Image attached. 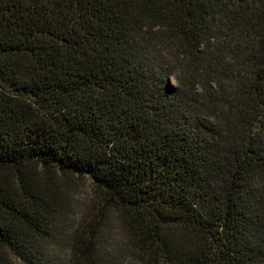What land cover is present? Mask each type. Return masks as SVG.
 Wrapping results in <instances>:
<instances>
[{
	"label": "trees",
	"instance_id": "1",
	"mask_svg": "<svg viewBox=\"0 0 264 264\" xmlns=\"http://www.w3.org/2000/svg\"><path fill=\"white\" fill-rule=\"evenodd\" d=\"M0 264H264V0H0Z\"/></svg>",
	"mask_w": 264,
	"mask_h": 264
},
{
	"label": "rangeland",
	"instance_id": "2",
	"mask_svg": "<svg viewBox=\"0 0 264 264\" xmlns=\"http://www.w3.org/2000/svg\"><path fill=\"white\" fill-rule=\"evenodd\" d=\"M90 194V189L88 186H84L80 189L76 201H74V208L72 210L73 214H81L83 209L86 207V197L88 198ZM65 251H61V258L64 256L62 255Z\"/></svg>",
	"mask_w": 264,
	"mask_h": 264
}]
</instances>
